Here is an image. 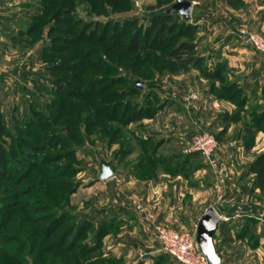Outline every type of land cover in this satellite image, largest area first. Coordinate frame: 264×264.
Instances as JSON below:
<instances>
[{
  "label": "rangeland",
  "instance_id": "374dc122",
  "mask_svg": "<svg viewBox=\"0 0 264 264\" xmlns=\"http://www.w3.org/2000/svg\"><path fill=\"white\" fill-rule=\"evenodd\" d=\"M176 1L0 0V152L18 168L0 175V264H184L161 250L157 226L197 237L210 206L224 218L222 263L264 264V184L251 168L264 157V54L240 33L264 36V0H190L201 69L146 47L152 16ZM106 24L127 42L138 31L139 47L103 40ZM201 131L218 141L219 171L185 151Z\"/></svg>",
  "mask_w": 264,
  "mask_h": 264
},
{
  "label": "trees",
  "instance_id": "16d2710c",
  "mask_svg": "<svg viewBox=\"0 0 264 264\" xmlns=\"http://www.w3.org/2000/svg\"><path fill=\"white\" fill-rule=\"evenodd\" d=\"M227 2L233 6L237 7L244 3V0H227ZM177 13L179 12H170L168 10H165L163 12H158L154 14L150 20L149 25L146 26L144 29L145 32V38L147 40L146 47L150 48H158L161 44L165 47L166 55L171 57L172 59L178 61L181 63V65L185 68L188 66L189 63H193L194 66L197 68L202 67L203 58L200 56H195V54H190L196 47L195 42L192 41L194 32L191 27H189L187 23V19L183 18L182 21L179 20V17L177 16ZM63 19H59V26L63 24ZM137 25V21L135 19H130L125 21L124 27H133ZM58 30L60 28H57ZM102 39L106 40L112 45H119L121 48L125 51H129L131 49L139 47V32L137 31L135 35L133 36L132 40L127 42L123 40L124 31H121L119 29V26H116L114 29L110 26V24H106L105 28L103 30ZM112 31V32H111ZM55 32V30H54ZM64 33H69V29H64ZM86 35V26H83L81 28V34L80 37L83 38ZM184 35L186 37L185 40L179 41V36ZM150 39H152L153 42H150ZM175 43L173 47L170 49H167L168 44ZM205 70L204 66V74L209 76H214L215 78L217 76H220L221 78V72L220 68L217 67L213 72H209ZM73 82H62L57 81L58 90L59 91H68L70 89V86H73ZM106 87V86H105ZM136 90L140 91L141 88L139 86H136ZM222 88H226V85H222ZM94 89V88H92ZM95 90H92L94 92ZM71 96L75 95L70 94ZM137 115L134 118L140 117V115ZM2 128V120H1V113H0V129ZM22 145L24 146H31L32 143L27 139H22ZM30 154H24L22 153L20 158H16L18 163L21 165L28 164V162L31 160L29 157ZM264 157L263 155L260 156L256 161L252 164V171H255L258 174V182L260 184H264ZM18 168L14 165H9V157L8 155L3 151L0 152V175L1 176H8L11 179L16 178L17 174L16 172ZM65 219L64 216L59 218L58 221H63ZM52 230V229H51ZM54 231V230H53ZM67 236H63L59 239H56L54 243L56 245H63L64 241H66Z\"/></svg>",
  "mask_w": 264,
  "mask_h": 264
},
{
  "label": "built area",
  "instance_id": "2783aa9c",
  "mask_svg": "<svg viewBox=\"0 0 264 264\" xmlns=\"http://www.w3.org/2000/svg\"><path fill=\"white\" fill-rule=\"evenodd\" d=\"M240 33L264 54V36L246 29H241ZM217 145L218 141L212 133L201 131L194 134L185 151L187 153L200 152L219 171V163L215 155ZM157 236L161 250L172 255L180 262L184 264H208V258L201 250L196 234H193L190 230H180L172 226L159 224L157 226Z\"/></svg>",
  "mask_w": 264,
  "mask_h": 264
},
{
  "label": "water",
  "instance_id": "95a60500",
  "mask_svg": "<svg viewBox=\"0 0 264 264\" xmlns=\"http://www.w3.org/2000/svg\"><path fill=\"white\" fill-rule=\"evenodd\" d=\"M193 2L190 0H177L169 9L170 12H179L184 18L188 19L191 14ZM137 85L142 88L143 81L137 80ZM114 170L109 160H102L99 177L108 178L113 174ZM222 220L220 213L214 206L206 209L205 213L199 219L197 227V241L201 250L208 258V264H220L222 254L217 250L214 242L215 234Z\"/></svg>",
  "mask_w": 264,
  "mask_h": 264
},
{
  "label": "crops",
  "instance_id": "0c3cea01",
  "mask_svg": "<svg viewBox=\"0 0 264 264\" xmlns=\"http://www.w3.org/2000/svg\"><path fill=\"white\" fill-rule=\"evenodd\" d=\"M204 78H205V77H204ZM162 197H163V199L165 200L164 196H162ZM168 199H169V200H168V201H169L168 207H169L170 204H171V201H172V200H170V193L168 194ZM206 209H207V208H206ZM206 209L204 210V213H205ZM122 212H126V211L123 210ZM221 214H222V213H221ZM221 214H220V215H221ZM259 214H261V212L258 213V214H256L255 217H259ZM136 216L138 217V215H136ZM260 216H261V215H260ZM263 216H264V215H263ZM263 216H262V217H263ZM130 217H132V218L134 219V221H137L135 216H130ZM221 217H222V215H221ZM262 217H260V218H262ZM132 218H131L130 220H132ZM223 221H224V218L222 217V220H221V222H220V224H219V228H218V229H220V227H221V223H222ZM223 223H224V222H223ZM218 229H217V231H218ZM222 261H223V257H222ZM222 261H221V263H222ZM221 263H220V264H221ZM222 264H223V263H222Z\"/></svg>",
  "mask_w": 264,
  "mask_h": 264
}]
</instances>
